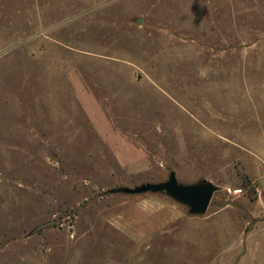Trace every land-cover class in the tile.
Masks as SVG:
<instances>
[{"label":"rangeland","instance_id":"1","mask_svg":"<svg viewBox=\"0 0 264 264\" xmlns=\"http://www.w3.org/2000/svg\"><path fill=\"white\" fill-rule=\"evenodd\" d=\"M0 264H264V0H0Z\"/></svg>","mask_w":264,"mask_h":264},{"label":"water","instance_id":"2","mask_svg":"<svg viewBox=\"0 0 264 264\" xmlns=\"http://www.w3.org/2000/svg\"><path fill=\"white\" fill-rule=\"evenodd\" d=\"M117 193L128 195H138L147 192H166L177 201L188 205L193 214H204L207 212L211 201L217 191V187L210 181L197 184L184 185L179 183L176 173L172 172L169 179L160 183H145L136 187H121L113 190ZM52 226V223H46L37 228V231Z\"/></svg>","mask_w":264,"mask_h":264}]
</instances>
